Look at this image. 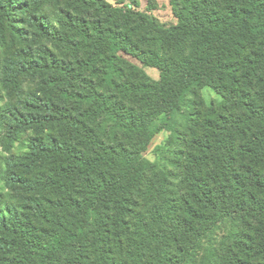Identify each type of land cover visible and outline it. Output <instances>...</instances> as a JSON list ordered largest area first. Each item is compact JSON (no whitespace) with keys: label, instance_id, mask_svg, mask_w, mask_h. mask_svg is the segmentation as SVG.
<instances>
[{"label":"trees","instance_id":"obj_1","mask_svg":"<svg viewBox=\"0 0 264 264\" xmlns=\"http://www.w3.org/2000/svg\"><path fill=\"white\" fill-rule=\"evenodd\" d=\"M170 4L0 0V264H264V0Z\"/></svg>","mask_w":264,"mask_h":264},{"label":"rangeland","instance_id":"obj_2","mask_svg":"<svg viewBox=\"0 0 264 264\" xmlns=\"http://www.w3.org/2000/svg\"><path fill=\"white\" fill-rule=\"evenodd\" d=\"M113 6H121L139 12H145L150 19L157 23L170 26L176 24V18L174 17L170 1L171 0H106ZM51 10L54 11L53 8ZM10 46V45H9ZM9 46L5 49V52H12ZM13 49V48H12ZM8 50V51H7ZM9 52V53H10ZM121 56L126 58L131 63L139 66L143 69L144 73L151 79H158V70L151 67H143V65L135 58L121 52ZM11 77L4 79L1 83V89L5 102L8 103L10 112L11 110H24V104L28 96H54V91L50 88L45 81L42 80V75L37 73L35 75H23L18 80L16 85L11 83ZM202 98L205 103L214 102L215 104L220 101V96L217 95L210 88L205 87L201 90ZM10 117V114H8ZM157 123H164V115L159 116L156 119ZM4 133V130L1 131ZM170 132L167 130H161L154 134L146 150L142 155L148 160L155 162L159 165L166 164L167 161L173 156V150L167 143V138ZM3 150V147H0ZM9 188V187H8ZM7 188V189H8Z\"/></svg>","mask_w":264,"mask_h":264}]
</instances>
